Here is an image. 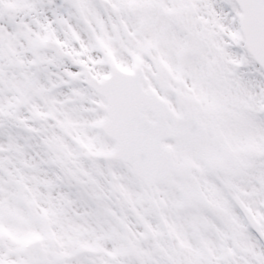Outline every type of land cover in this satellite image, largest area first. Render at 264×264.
Here are the masks:
<instances>
[{"label":"snow or ice","instance_id":"6c2138e0","mask_svg":"<svg viewBox=\"0 0 264 264\" xmlns=\"http://www.w3.org/2000/svg\"><path fill=\"white\" fill-rule=\"evenodd\" d=\"M0 264H264V0H0Z\"/></svg>","mask_w":264,"mask_h":264}]
</instances>
